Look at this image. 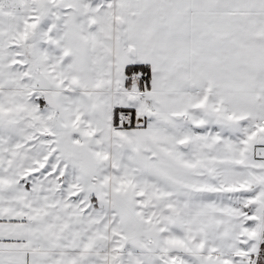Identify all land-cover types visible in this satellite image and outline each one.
Here are the masks:
<instances>
[{"label": "snow or ice", "instance_id": "snow-or-ice-1", "mask_svg": "<svg viewBox=\"0 0 264 264\" xmlns=\"http://www.w3.org/2000/svg\"><path fill=\"white\" fill-rule=\"evenodd\" d=\"M0 264H264V0H0Z\"/></svg>", "mask_w": 264, "mask_h": 264}]
</instances>
